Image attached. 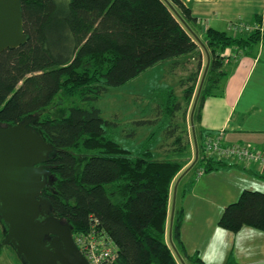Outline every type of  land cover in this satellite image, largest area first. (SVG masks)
<instances>
[{"label": "trees", "instance_id": "1", "mask_svg": "<svg viewBox=\"0 0 264 264\" xmlns=\"http://www.w3.org/2000/svg\"><path fill=\"white\" fill-rule=\"evenodd\" d=\"M22 11L27 41L0 55V123L31 118V125L53 145L46 165L55 180L47 178L43 190L52 213L68 222L73 234L88 231L90 219H97L118 250L114 264H180L167 238V223L171 192L191 162L187 114L203 64L192 8L186 0H22ZM258 25L263 30L237 36L214 27L206 30L211 63L193 119L199 159L179 188L200 167L211 172L228 165L202 156L208 133L198 125L206 97L218 94L227 75L220 51L258 43L264 38V26ZM166 60L172 68L184 61L183 67L193 70L182 81L183 99L171 90L164 107L157 106L160 115L134 120L133 127L123 129L135 139L137 128H159L167 119L163 141L153 146L154 130L135 150L122 145L110 132L121 123L106 119L95 103L110 87ZM61 90L79 96L80 104L54 117L48 109ZM183 217L184 210L176 208L172 242L188 264H202L198 255L185 250ZM219 225L233 232L246 225L264 230V191L244 190L226 206Z\"/></svg>", "mask_w": 264, "mask_h": 264}, {"label": "crops", "instance_id": "2", "mask_svg": "<svg viewBox=\"0 0 264 264\" xmlns=\"http://www.w3.org/2000/svg\"><path fill=\"white\" fill-rule=\"evenodd\" d=\"M187 4L198 18L194 31L204 44L209 27L237 36L250 31H235L234 22L264 26V0H190ZM206 48L200 44L203 64L196 94L208 62ZM220 54L227 75L218 94L206 97L198 128L206 133L222 132L225 145L240 143L264 151V38L245 50L229 46ZM183 62L173 68L186 72L179 81L182 93V81L193 71L185 69ZM192 137L196 153L194 133ZM178 189L176 208L184 210L181 238L189 256L198 255L202 264H264V230L246 225L233 232L219 225L226 206L244 190L264 191V175L255 164L228 161L225 167L211 172H192ZM173 191L167 223L169 240ZM177 257L180 264H188L186 257L181 255L184 263Z\"/></svg>", "mask_w": 264, "mask_h": 264}, {"label": "water", "instance_id": "3", "mask_svg": "<svg viewBox=\"0 0 264 264\" xmlns=\"http://www.w3.org/2000/svg\"><path fill=\"white\" fill-rule=\"evenodd\" d=\"M26 41L22 0H0V55ZM206 52L208 62L191 113L195 159L180 174L173 191L170 241L183 263L172 242V226L179 183L199 159L193 119L211 63L207 48ZM31 121L25 119L8 126L0 123V220L8 229L3 243L11 244L27 264H90L76 244L70 224L52 213L51 202L43 194L48 184L46 162L54 147L44 140Z\"/></svg>", "mask_w": 264, "mask_h": 264}, {"label": "rangeland", "instance_id": "4", "mask_svg": "<svg viewBox=\"0 0 264 264\" xmlns=\"http://www.w3.org/2000/svg\"><path fill=\"white\" fill-rule=\"evenodd\" d=\"M189 1L190 0H186V2ZM184 71V69L181 70L180 68L173 70L172 61L170 60L159 62L124 85L110 87L109 91L95 103L97 107L102 109L103 116L106 119L117 120L119 124L121 123L116 130L112 129L110 131L113 132V136L119 143L127 145L135 150L137 149L136 147L147 141L153 129H155L156 132L154 142L152 143L153 146L156 147L157 142L161 143L163 141L164 131L162 125L167 119L162 120L163 123L160 124L159 128L158 126H141L137 128L138 136L135 139L127 138L123 133V129L124 127H133L132 122L134 120L157 117L159 112H161V110H158V107L161 109L164 107L165 103L168 101V95L171 90L175 92L179 99H183L179 81L183 75H186ZM195 95L196 93L194 94L187 114V129L190 132L191 142H193L191 113L196 98ZM73 104H80L79 96L68 95L64 90H61L49 107L48 114L54 117H62L66 114L68 107ZM195 154L194 146L192 145L191 162L189 165L195 159ZM201 154L202 156L204 155L203 150ZM187 167L185 169H187ZM48 179L55 180V177L54 175H49ZM6 237V227L0 221V244ZM176 258L180 263L177 255ZM0 264H27V262L17 253L12 245L6 244L0 251Z\"/></svg>", "mask_w": 264, "mask_h": 264}, {"label": "built area", "instance_id": "5", "mask_svg": "<svg viewBox=\"0 0 264 264\" xmlns=\"http://www.w3.org/2000/svg\"><path fill=\"white\" fill-rule=\"evenodd\" d=\"M232 27L237 32H251L259 28L263 30L260 25H248L244 22H234ZM223 142L222 132L208 133L203 142L204 155L226 161L255 164L264 175V151L246 144L225 145ZM204 172V168L200 167L198 175ZM90 220L88 231L73 235L76 244L90 264H114L119 254L113 239L101 229L97 219Z\"/></svg>", "mask_w": 264, "mask_h": 264}, {"label": "flooded vegetation", "instance_id": "6", "mask_svg": "<svg viewBox=\"0 0 264 264\" xmlns=\"http://www.w3.org/2000/svg\"><path fill=\"white\" fill-rule=\"evenodd\" d=\"M74 235V234H73Z\"/></svg>", "mask_w": 264, "mask_h": 264}]
</instances>
